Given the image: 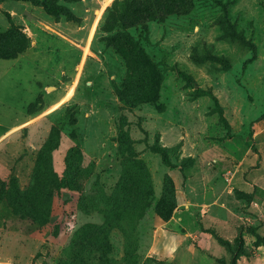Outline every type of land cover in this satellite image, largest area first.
Returning <instances> with one entry per match:
<instances>
[{
	"label": "rangeland",
	"instance_id": "374dc122",
	"mask_svg": "<svg viewBox=\"0 0 264 264\" xmlns=\"http://www.w3.org/2000/svg\"><path fill=\"white\" fill-rule=\"evenodd\" d=\"M113 2L0 0V264H264V0Z\"/></svg>",
	"mask_w": 264,
	"mask_h": 264
},
{
	"label": "trees",
	"instance_id": "16d2710c",
	"mask_svg": "<svg viewBox=\"0 0 264 264\" xmlns=\"http://www.w3.org/2000/svg\"><path fill=\"white\" fill-rule=\"evenodd\" d=\"M121 5V6H119ZM129 6V0H114L112 7L109 8V12H111L110 17L112 18V21H108V25L109 27L112 29L114 28L115 25H120L123 24V20L125 19L126 14L129 12L128 9ZM61 9H63L65 11L66 15L71 16L72 18H74V14L73 12L68 9L67 7L64 6H60ZM175 7L172 5H164V7H159V9H157L156 11H154L152 13L151 16L156 17V12L159 11V13L161 15L165 14V13H171L174 12ZM0 38H8V40L15 45V48H9L6 47V45H3L0 42V58L1 59H13L16 58L19 54L23 53L24 50L27 48L28 44H29V37H27L25 35V33L19 29H9L5 35L0 34ZM139 59L136 60V63L138 62ZM177 72L184 76L185 78H187L189 81H193V78L191 75H189L186 72H183L182 70H180L179 68L176 67ZM197 93L204 95V94H208L210 96H212L216 101H217V97L214 93H212L209 90H203L198 88L197 89ZM122 98L125 99V101L127 103H134L136 104L135 101H132L128 95L123 94ZM149 100L152 99L151 96L148 97ZM130 104V105H131ZM152 149L156 152H159L163 155V159L165 160L166 163H168L171 166H177L176 163L172 162L167 154V148H165L164 146L160 145V144H154L152 145ZM53 187L55 186V188L59 189L61 187L62 182H65L66 184L69 183V177H66L65 179L59 178L57 175H54L53 178ZM168 189V188H167ZM47 193H50V190L48 191V189H45L44 194L43 195H47ZM158 209L160 211L164 210L165 212L163 213V217H168L172 210L176 207V200L174 197H172L170 200L165 196L163 197L159 204H158ZM46 207L40 208L39 206H35L33 207L30 211H31V215L32 217L39 221V222H44L46 220ZM257 238L259 239V241L264 242V236L258 234Z\"/></svg>",
	"mask_w": 264,
	"mask_h": 264
},
{
	"label": "crops",
	"instance_id": "0c3cea01",
	"mask_svg": "<svg viewBox=\"0 0 264 264\" xmlns=\"http://www.w3.org/2000/svg\"><path fill=\"white\" fill-rule=\"evenodd\" d=\"M42 28H43V27H42ZM34 38H35V37H34ZM36 44H37V40H36V38H35V40L33 41V47H31V49H30L28 52H31V51H32V48H34V46H36ZM83 56H84V54L82 55L80 61L78 62V66H80V64L82 63V61H83ZM18 58H20V57H18ZM62 73H63V75L66 74V73H65V68L62 69ZM12 79H13V81L11 82L12 85H15L16 83H19L17 80H14V78H12ZM19 84H20V83H19ZM33 99H34V97L31 96L30 99H29L28 101H27V100H23V102H22V108H19V109L17 110V111H18L17 113H20V112H21V115H15V118H14V120H13L12 123H10V124H3V123L1 122V120H0V126H1V127H4V128L6 129L2 134H0V139H1L2 137L6 136L7 133L10 132V130H12L13 127L18 126V125L21 124L23 121H25V120H22L23 113H25V111L27 110V105H28L29 103H31ZM25 119H26V118H25Z\"/></svg>",
	"mask_w": 264,
	"mask_h": 264
}]
</instances>
